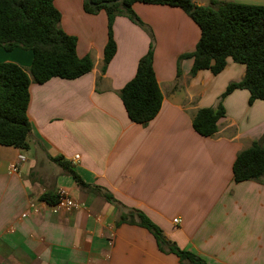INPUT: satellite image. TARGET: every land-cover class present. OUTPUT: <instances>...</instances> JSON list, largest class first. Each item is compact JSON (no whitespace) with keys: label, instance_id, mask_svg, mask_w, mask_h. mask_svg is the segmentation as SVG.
Instances as JSON below:
<instances>
[{"label":"crops","instance_id":"0c3cea01","mask_svg":"<svg viewBox=\"0 0 264 264\" xmlns=\"http://www.w3.org/2000/svg\"><path fill=\"white\" fill-rule=\"evenodd\" d=\"M192 1L214 8L227 1L264 5ZM53 4L62 29L77 38L78 57L89 56L92 68L74 79L43 83L29 75L28 148L0 144V264H180L175 254L159 250L146 228L116 224L132 207L207 264H264V173L235 182L232 172L239 151L253 141L264 144V101L249 103L248 90L235 89L222 100L225 113L214 134L203 136L192 127L199 108L215 106L227 84L243 77L244 64L228 58L217 74L203 69L191 75L193 59L179 58L195 49L197 24L177 6L133 3L154 38L152 65L162 103L146 124L132 122L119 90L148 50L150 32L125 15L115 16L116 52L103 71L106 12H86L83 0ZM0 50L7 52L0 51V62H15L29 73L30 50ZM58 155L119 203L76 185L52 160ZM59 189L81 206L50 211L40 195Z\"/></svg>","mask_w":264,"mask_h":264},{"label":"trees","instance_id":"16d2710c","mask_svg":"<svg viewBox=\"0 0 264 264\" xmlns=\"http://www.w3.org/2000/svg\"><path fill=\"white\" fill-rule=\"evenodd\" d=\"M114 1L109 5L106 2ZM94 6L83 0V9L88 13L104 10L108 19L107 40L103 49L104 71L116 52L112 23L117 15H125L150 32L146 53L138 60L133 77L119 90L128 118L132 122L146 124L159 111L162 94L154 73L152 60L154 38L132 10L135 2L180 7L199 27L200 36L195 49L180 55L193 59L190 74L208 69L219 73L230 58L245 66L243 77L232 81L218 97L215 106L199 108L192 117L193 129L203 136L217 130V121L224 116L223 98L235 89L249 92V103L255 99L264 101V5L227 1L216 8L197 5L192 0H92ZM60 11L53 0H0V46L10 51L14 47L30 50L32 60L29 73L15 62H0V144L20 149L28 148L31 123L27 114L30 76L36 83L52 77L74 79L92 68L89 56L78 57L77 38L66 33L60 26ZM179 66L177 73L179 74ZM30 75V76H29ZM72 177L83 190L102 196L109 202L119 203L105 188L85 182L61 155L51 157ZM233 180L240 182L260 179L264 173L263 140L253 141L239 151L232 164ZM57 191H46L40 200L52 204ZM146 228L155 238L160 251L173 253L180 264H207L196 253L179 248L166 238L162 229L143 211L129 208L122 211L117 220Z\"/></svg>","mask_w":264,"mask_h":264},{"label":"built area","instance_id":"2783aa9c","mask_svg":"<svg viewBox=\"0 0 264 264\" xmlns=\"http://www.w3.org/2000/svg\"><path fill=\"white\" fill-rule=\"evenodd\" d=\"M18 158L20 160L24 159L23 155H19ZM74 158H78V155H75ZM16 164H12L10 166V170L15 171L17 169ZM45 202V201H44ZM46 203V202H45ZM47 207L50 209L52 212H59V211H72L81 206L80 203H78L76 200H74L65 190L59 189L57 190V199L54 203L49 204L46 203ZM30 208L32 209L33 212H38V207L34 202L30 203ZM26 212H22L21 216H26ZM174 222H178V219H174Z\"/></svg>","mask_w":264,"mask_h":264},{"label":"water","instance_id":"95a60500","mask_svg":"<svg viewBox=\"0 0 264 264\" xmlns=\"http://www.w3.org/2000/svg\"><path fill=\"white\" fill-rule=\"evenodd\" d=\"M113 2H114V1H108V2H106V3L109 4V5H111V4H113ZM88 3H89L90 5H92V6L95 5V4L92 2V0H88Z\"/></svg>","mask_w":264,"mask_h":264},{"label":"rangeland","instance_id":"374dc122","mask_svg":"<svg viewBox=\"0 0 264 264\" xmlns=\"http://www.w3.org/2000/svg\"><path fill=\"white\" fill-rule=\"evenodd\" d=\"M0 51H3V50H0ZM3 53H7V52L3 51Z\"/></svg>","mask_w":264,"mask_h":264}]
</instances>
